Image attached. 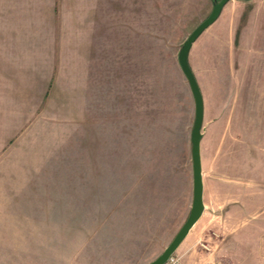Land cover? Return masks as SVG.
<instances>
[{"label": "rangeland", "instance_id": "1", "mask_svg": "<svg viewBox=\"0 0 264 264\" xmlns=\"http://www.w3.org/2000/svg\"><path fill=\"white\" fill-rule=\"evenodd\" d=\"M8 2L18 16L0 17L1 36L54 41L21 55L0 40V264L151 262L191 206L194 99L178 51L213 0ZM188 62L204 211L174 253L264 264V0H228Z\"/></svg>", "mask_w": 264, "mask_h": 264}, {"label": "water", "instance_id": "2", "mask_svg": "<svg viewBox=\"0 0 264 264\" xmlns=\"http://www.w3.org/2000/svg\"><path fill=\"white\" fill-rule=\"evenodd\" d=\"M250 1V0H245ZM228 0H213L210 13L187 36L178 51V63L190 86L194 99V120L190 132V151L192 162V201L188 216L178 232L164 250L147 264H163L179 247L193 225L198 221L204 211L203 179L200 155V143L203 136V98L197 80L188 62L189 51L199 35L210 26L220 15L223 6Z\"/></svg>", "mask_w": 264, "mask_h": 264}, {"label": "crops", "instance_id": "3", "mask_svg": "<svg viewBox=\"0 0 264 264\" xmlns=\"http://www.w3.org/2000/svg\"><path fill=\"white\" fill-rule=\"evenodd\" d=\"M8 1L9 0H0V17H4L5 15L8 17L18 16V13L11 14L12 11L18 12V9L13 8L14 2H8ZM5 8L10 9V11L4 13L1 9L4 10ZM27 18L29 19L30 16L28 15ZM0 25H1L0 34H2L4 32L3 31L4 30V19L3 18H0ZM46 35L48 34H40V33H35V32H23V33L20 32V33H15V34L9 33V35L6 36L8 38L0 35V40L9 39V40L19 42L18 45L15 43L13 46L19 50V53H21V55H24V54H28L30 51H32V49H36V48L38 49V47L42 44L44 40L53 39L54 41L53 35H49V37H46ZM7 46H10V45L8 44L4 45V43L0 44V54L4 55V52L7 50L6 48Z\"/></svg>", "mask_w": 264, "mask_h": 264}, {"label": "built area", "instance_id": "4", "mask_svg": "<svg viewBox=\"0 0 264 264\" xmlns=\"http://www.w3.org/2000/svg\"><path fill=\"white\" fill-rule=\"evenodd\" d=\"M163 264H183L180 256L172 254Z\"/></svg>", "mask_w": 264, "mask_h": 264}]
</instances>
